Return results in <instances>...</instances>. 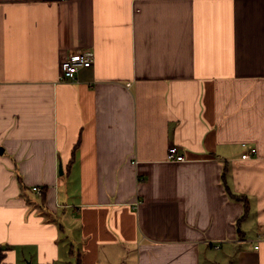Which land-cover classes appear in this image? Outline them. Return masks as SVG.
Instances as JSON below:
<instances>
[{
  "label": "crops",
  "instance_id": "crops-1",
  "mask_svg": "<svg viewBox=\"0 0 264 264\" xmlns=\"http://www.w3.org/2000/svg\"><path fill=\"white\" fill-rule=\"evenodd\" d=\"M0 255L264 264V0H0Z\"/></svg>",
  "mask_w": 264,
  "mask_h": 264
},
{
  "label": "built area",
  "instance_id": "built-area-1",
  "mask_svg": "<svg viewBox=\"0 0 264 264\" xmlns=\"http://www.w3.org/2000/svg\"><path fill=\"white\" fill-rule=\"evenodd\" d=\"M95 61V53L86 51L83 53H78L75 56H72L68 60H65L62 65V76L61 81L65 82H75L77 75L80 71L84 69H91ZM168 161L173 163H183L186 162L185 155L179 152L178 148L171 147L168 151ZM257 155V150H253L252 155H244L243 160H251ZM34 192L42 193L43 191L40 188H35Z\"/></svg>",
  "mask_w": 264,
  "mask_h": 264
},
{
  "label": "trees",
  "instance_id": "trees-1",
  "mask_svg": "<svg viewBox=\"0 0 264 264\" xmlns=\"http://www.w3.org/2000/svg\"><path fill=\"white\" fill-rule=\"evenodd\" d=\"M4 262V257L0 255V264H3Z\"/></svg>",
  "mask_w": 264,
  "mask_h": 264
}]
</instances>
